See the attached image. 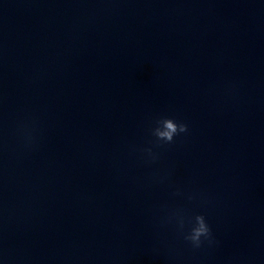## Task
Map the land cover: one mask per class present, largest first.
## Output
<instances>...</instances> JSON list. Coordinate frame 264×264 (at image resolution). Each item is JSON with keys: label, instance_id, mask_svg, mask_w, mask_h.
<instances>
[{"label": "clouds", "instance_id": "obj_1", "mask_svg": "<svg viewBox=\"0 0 264 264\" xmlns=\"http://www.w3.org/2000/svg\"><path fill=\"white\" fill-rule=\"evenodd\" d=\"M155 125L156 126L151 129V135L156 138L155 143L157 145H159L161 142H163V144H172L177 136L182 133L186 134L189 131L188 125L186 123L178 122L175 118L168 116L157 118L155 120ZM141 152L146 154V162L151 163L159 159L158 154L154 153L150 147L141 149ZM160 179L162 182L164 177H161ZM172 217H179L178 228L180 233L183 236V239L189 242L194 249H200L205 242H207L209 245L215 243L212 230L203 214L195 215V223L187 233L183 231L185 221L182 214L174 211L170 214L169 220H171Z\"/></svg>", "mask_w": 264, "mask_h": 264}]
</instances>
